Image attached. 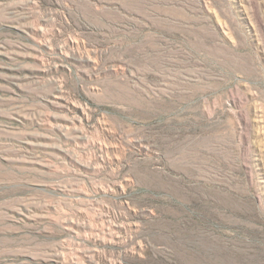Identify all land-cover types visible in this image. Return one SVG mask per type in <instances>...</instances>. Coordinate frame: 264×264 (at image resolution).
Returning <instances> with one entry per match:
<instances>
[{
    "label": "rangeland",
    "instance_id": "1",
    "mask_svg": "<svg viewBox=\"0 0 264 264\" xmlns=\"http://www.w3.org/2000/svg\"><path fill=\"white\" fill-rule=\"evenodd\" d=\"M0 264H264V0H0Z\"/></svg>",
    "mask_w": 264,
    "mask_h": 264
}]
</instances>
